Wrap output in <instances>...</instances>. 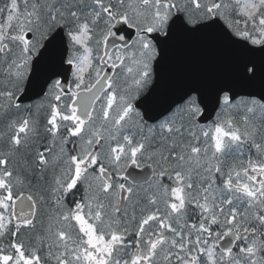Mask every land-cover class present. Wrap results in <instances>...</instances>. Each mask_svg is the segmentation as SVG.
<instances>
[{
    "label": "snow or ice",
    "instance_id": "6c2138e0",
    "mask_svg": "<svg viewBox=\"0 0 264 264\" xmlns=\"http://www.w3.org/2000/svg\"><path fill=\"white\" fill-rule=\"evenodd\" d=\"M0 264H264V0H0Z\"/></svg>",
    "mask_w": 264,
    "mask_h": 264
},
{
    "label": "water",
    "instance_id": "95a60500",
    "mask_svg": "<svg viewBox=\"0 0 264 264\" xmlns=\"http://www.w3.org/2000/svg\"><path fill=\"white\" fill-rule=\"evenodd\" d=\"M170 72L187 79L224 76L228 73V60L219 49L185 43L172 54Z\"/></svg>",
    "mask_w": 264,
    "mask_h": 264
}]
</instances>
